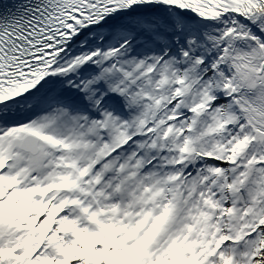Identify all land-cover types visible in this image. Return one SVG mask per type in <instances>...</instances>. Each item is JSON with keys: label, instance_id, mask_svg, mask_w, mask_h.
<instances>
[{"label": "snow or ice", "instance_id": "1", "mask_svg": "<svg viewBox=\"0 0 264 264\" xmlns=\"http://www.w3.org/2000/svg\"><path fill=\"white\" fill-rule=\"evenodd\" d=\"M0 264H264V0H0Z\"/></svg>", "mask_w": 264, "mask_h": 264}]
</instances>
